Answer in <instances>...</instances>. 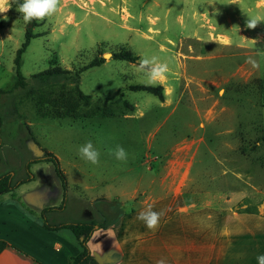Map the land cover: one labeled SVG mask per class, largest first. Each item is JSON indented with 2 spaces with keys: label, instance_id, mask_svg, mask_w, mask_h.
Returning <instances> with one entry per match:
<instances>
[{
  "label": "rangeland",
  "instance_id": "rangeland-1",
  "mask_svg": "<svg viewBox=\"0 0 264 264\" xmlns=\"http://www.w3.org/2000/svg\"><path fill=\"white\" fill-rule=\"evenodd\" d=\"M215 3L61 0L59 10L33 28L40 36L23 54L21 72L34 83L32 75L51 66L73 71L109 55L80 75V88L104 105L126 99L135 111L52 119L39 117L21 90L9 92L30 23L7 0L10 10L0 13V176H33L15 190L12 198L21 196L17 207L34 209L42 222L43 211L54 207L45 213L51 224L94 220L112 225L135 208L144 191L159 196L187 177L188 191L243 190L264 197V22L254 30L246 27L248 16H264V0ZM122 48L139 56L138 62L116 60ZM153 56L169 66L156 84L138 70L142 58ZM249 57L258 68L246 62ZM133 85H162L167 96L161 102L132 91ZM89 141L101 153L99 164L79 154ZM118 145L127 160L110 154ZM45 151L57 157L66 190L53 163L28 169ZM260 205L264 212V199Z\"/></svg>",
  "mask_w": 264,
  "mask_h": 264
},
{
  "label": "crops",
  "instance_id": "crops-1",
  "mask_svg": "<svg viewBox=\"0 0 264 264\" xmlns=\"http://www.w3.org/2000/svg\"><path fill=\"white\" fill-rule=\"evenodd\" d=\"M188 179L159 196L144 191L118 225L96 227L89 246L99 264H156L161 258L167 264H259L257 257L264 256V217L233 208L245 197L262 204L263 195L188 191ZM248 193L261 198L254 200ZM17 197L21 199L5 194L0 202V241L7 244L0 264H71V257L82 252L72 232L46 229L42 219L33 216L34 209L15 205ZM32 200L35 197L29 198L30 204ZM149 206L161 213L154 231L137 219Z\"/></svg>",
  "mask_w": 264,
  "mask_h": 264
},
{
  "label": "trees",
  "instance_id": "trees-1",
  "mask_svg": "<svg viewBox=\"0 0 264 264\" xmlns=\"http://www.w3.org/2000/svg\"><path fill=\"white\" fill-rule=\"evenodd\" d=\"M22 3V0H12V5L14 7H19ZM38 25V20L33 19L27 27L25 42L18 50L15 58V83L9 92L21 90L23 99L33 102L36 111L41 118L65 119L92 118L96 116L113 117L116 115H126L129 112L132 113L135 111V106L126 99H121L110 105H104L101 100H97L92 95L85 94L81 90L80 75L89 68L104 64L105 60L103 57L95 58L88 65L73 71L65 69L59 65L51 66L45 71L32 75L31 79L34 83H30L21 72V67L23 63V54L26 52L31 40L40 36L33 32V28ZM114 58L129 63H136L139 60V56L126 48H122L119 52L115 53ZM130 89L132 91L147 92L157 97L161 102L165 100L164 88L162 85H133ZM0 93H2V91H0ZM123 96L124 95L122 94V97ZM1 127L2 121L0 118V128ZM40 162H50L54 164L55 172L61 180L64 190H66L68 185L67 179L60 168L57 157L52 153L45 151L42 157L35 158L29 162L28 169L31 164ZM32 179L33 176L30 173L25 178L19 180H15L10 173L0 176V202L2 201L3 195L11 194V196H14L16 189L23 184L30 182ZM260 207V204L252 203L249 199L244 198L233 208V210L237 213L257 214L264 217V212H261ZM54 209L56 208L53 207L43 211L42 224L50 231L69 229L73 233L82 247V252L77 256L71 257V264H99V261L91 252L89 242L96 227L107 229L109 225L104 223L99 224L94 220L51 224L45 213ZM114 224L118 225L119 221ZM6 246L7 244L5 242L0 241V254L5 250Z\"/></svg>",
  "mask_w": 264,
  "mask_h": 264
},
{
  "label": "clouds",
  "instance_id": "clouds-1",
  "mask_svg": "<svg viewBox=\"0 0 264 264\" xmlns=\"http://www.w3.org/2000/svg\"><path fill=\"white\" fill-rule=\"evenodd\" d=\"M60 2L61 0H24L17 8V11L23 14V19L26 23H30L33 19L43 20L54 15L59 10ZM6 4L7 0H0V13H7L10 10V7L5 6ZM215 4V0H209V5ZM4 19H7V17L4 16ZM261 22H264V16H248L246 27L254 30ZM245 39L247 38L245 37ZM255 42L257 43L256 40ZM246 62L252 64L253 68L259 67L257 61L251 57ZM138 70L145 72L150 84H156L166 76L169 66L166 62L162 63L158 57L153 56L151 59L142 58L139 62ZM164 94L167 96V89H165ZM79 154L82 159L92 164H99L100 162L101 153L91 141L79 148ZM110 154L115 155L118 160H127L128 157L126 150L119 145L115 150H110ZM160 217L161 213L153 211L151 206L137 215V219L144 222L145 226L153 231L159 227ZM257 259L259 264H264V256H259ZM156 264H167V262L165 258H161Z\"/></svg>",
  "mask_w": 264,
  "mask_h": 264
},
{
  "label": "water",
  "instance_id": "water-1",
  "mask_svg": "<svg viewBox=\"0 0 264 264\" xmlns=\"http://www.w3.org/2000/svg\"><path fill=\"white\" fill-rule=\"evenodd\" d=\"M109 55H105L104 58H107Z\"/></svg>",
  "mask_w": 264,
  "mask_h": 264
}]
</instances>
